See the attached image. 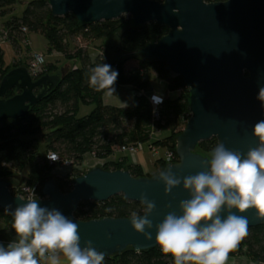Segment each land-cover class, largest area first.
Instances as JSON below:
<instances>
[{"label": "water", "instance_id": "1", "mask_svg": "<svg viewBox=\"0 0 264 264\" xmlns=\"http://www.w3.org/2000/svg\"><path fill=\"white\" fill-rule=\"evenodd\" d=\"M54 16L72 13L81 24L130 17L138 27L148 22L164 26L165 34L143 43L138 55L146 61L164 63V69L181 77L187 89L189 117L175 138L177 162L171 170L181 179L207 171L211 152L197 149L200 142L215 139L216 144L246 153L258 145L252 136L253 126L264 120V104L257 99L264 86V0H47ZM60 73H44L33 79L26 66L9 69L0 80V120L19 118L59 84ZM12 96H8L9 91ZM160 171V172H161ZM159 172V173H160ZM159 173L133 178L124 170L106 171L93 167L72 181L68 193H62L57 180L49 176L41 188L42 199L36 202L49 210H58L78 224L80 246H92L105 257L124 251L143 252L157 247L156 225L169 212L180 214L178 205L187 199L182 184L169 193L159 180ZM22 180L19 176L0 179V209L12 212L26 199L10 192ZM122 195L144 207L152 221V239L136 232L125 218H75L83 202H105ZM141 195L155 203L148 213ZM232 212H236L232 209ZM227 213L222 212V217ZM244 215L249 228L264 226V218L254 209Z\"/></svg>", "mask_w": 264, "mask_h": 264}, {"label": "trees", "instance_id": "2", "mask_svg": "<svg viewBox=\"0 0 264 264\" xmlns=\"http://www.w3.org/2000/svg\"><path fill=\"white\" fill-rule=\"evenodd\" d=\"M24 2L21 16L9 17L0 27V30L6 32V40L12 43L16 53H20L23 51L22 42L28 33H40L46 39L47 54L60 55L64 62L55 58L46 61L43 66V73L61 75L54 90L31 107L23 117L0 120V179L13 177L15 173L28 167L24 186L33 190L38 200L43 198L41 188L44 179L57 168L46 161L49 152L57 154L60 159L72 165L68 175L56 176L62 193H68L73 179L83 175L84 171H80L78 166L88 154L106 160L114 158V154L122 146L147 143L153 149L161 148L170 152L176 163L175 138L189 117L187 89L181 77L164 69V63L146 61L137 53L143 43L155 41L167 29L155 22L134 27L130 17L126 15L114 20L81 24L72 13L52 15L47 0H0V17L8 15L16 4ZM22 28L27 31H22ZM113 36H117L116 52L134 59L135 66L125 70L126 58L108 62L106 51L112 47L109 45V50H106L107 42L98 45L93 52L87 46H78L77 43L78 39L90 43L96 39H111ZM71 41L75 43L74 48L70 47ZM96 51H101V54L94 57ZM74 59L80 61V66H75ZM99 63L108 64L111 70L118 72L116 85L131 87L133 99L126 107L103 104V92L89 86L90 69ZM21 64L23 63L16 61L13 67ZM11 68L5 65L4 51L0 45V80ZM155 80L163 82L166 90L175 92L176 95L168 97V92H163V102L153 111L146 93L152 89L151 82ZM13 94L12 90L8 92V96ZM81 104L94 106L88 113L78 116ZM153 112L157 113V119H153ZM156 131H164L166 134L164 138L149 144L152 133ZM216 146L215 139L211 138L200 142L197 149L209 153ZM154 165L157 173L164 167L161 158L156 159ZM124 169L133 178L149 176L136 163L130 161L126 164L123 158L103 164V170L106 171ZM10 192L16 195V188L12 186ZM133 212L144 214L145 210L141 204L116 195L105 202L81 203L74 217L84 220L97 217L121 219ZM11 213L0 209V223L4 226L0 229V244L4 247L16 239L11 227ZM242 253L251 264H264L263 225L249 228L248 236L229 253V258ZM102 264H174V259L171 255L163 254L157 246L143 252L129 250L105 257Z\"/></svg>", "mask_w": 264, "mask_h": 264}, {"label": "clouds", "instance_id": "3", "mask_svg": "<svg viewBox=\"0 0 264 264\" xmlns=\"http://www.w3.org/2000/svg\"><path fill=\"white\" fill-rule=\"evenodd\" d=\"M117 77L110 65L99 63L90 69L88 83L106 97H113ZM151 99L154 104L163 102L159 95ZM257 99L264 104V86ZM252 136L259 143L246 153L219 143L211 152L207 171L182 179L170 169L159 173L165 193L182 184L189 197L180 201L179 215L169 212L156 225L155 243L163 254L173 257L174 264H227L229 253L248 236V218L236 213L254 209L264 218V120L253 126ZM141 200L148 213L155 208L145 196L141 195ZM26 201L11 213L16 239L7 247L0 246V264H40V260L46 264H102L105 253L94 248L92 241H85L81 248L77 223L58 210L39 206L37 198ZM222 212L227 214L222 217ZM146 217L133 212L130 224L150 240L152 234L145 230L153 225Z\"/></svg>", "mask_w": 264, "mask_h": 264}, {"label": "rangeland", "instance_id": "4", "mask_svg": "<svg viewBox=\"0 0 264 264\" xmlns=\"http://www.w3.org/2000/svg\"><path fill=\"white\" fill-rule=\"evenodd\" d=\"M24 7H25V2L24 3H18L14 6L13 10L8 15H6L4 17H0V27L2 26L3 22L5 20H7L9 17L21 16ZM27 38L30 41L29 42L30 47H28V46L23 47L25 54H21V56H20V58L23 57L21 59V61L24 62V64H28L29 58H30V53H41V54L45 55V58L49 57V55L47 54L46 39L42 34L37 33V32H30L27 35ZM94 43L95 44L91 47L92 49H90L91 51L92 50L94 51V48H97V46L100 45L99 42H94ZM109 45H110V47H112V49H110V50L107 48ZM105 47L107 48L106 50H109V51H106L107 52L106 53V59L108 62L120 61V60H123L126 58L125 62H124V69L125 70L136 65V61L134 59H129V58H127L126 54H118L116 52L117 36H113L110 39V41L107 42V45ZM14 61L16 62L17 58H14V60L12 62L15 63ZM61 62L63 63L64 60L62 59ZM151 88L157 93L158 92L163 93V92L167 91L164 83H159L156 81L151 82ZM116 92H117V95H119L120 98L125 102H128V101L131 102L133 99V92H132L131 88L121 87ZM167 92H168L167 93L168 97H174L175 96L174 92H172V91H167ZM93 106H94L93 104H91V105L81 104L79 107L78 116L88 113L93 108ZM165 134L166 133L164 131H156V132L152 133L149 144L155 140H160V139L164 138ZM141 152H142V154H144L146 156V160L149 163L147 168H146V170H149V171L153 170L155 159L156 158L158 159V157H160V156L162 157L164 154V151L161 148H155L153 150H149L147 143L140 144L139 148L137 150H135L134 153L139 154ZM128 159H129V161H131L133 159V156L128 154ZM85 161L88 164L89 169H91L93 167H97V166H95L96 162L94 160H92L91 157L86 156ZM89 166H91V167H89ZM56 169L59 170V173L64 174L66 176L71 172L72 167L67 168V167L58 166ZM56 169H54L50 173V175H49L50 178L57 179L56 176L58 173H56L57 172ZM28 170H29L28 167H25L24 169H22V171L20 173L17 172L13 176V177L19 176V178L22 180L20 183H18L17 185L14 186L16 189L24 186L26 178H24L22 175L27 174ZM20 174H22V175H20ZM15 196H19V195L16 193ZM3 227H4L3 224L0 223V229H2ZM230 263H232V264H251V262H249V260H247L244 257L243 253L238 255L237 257L228 258L227 264H230Z\"/></svg>", "mask_w": 264, "mask_h": 264}, {"label": "built area", "instance_id": "5", "mask_svg": "<svg viewBox=\"0 0 264 264\" xmlns=\"http://www.w3.org/2000/svg\"><path fill=\"white\" fill-rule=\"evenodd\" d=\"M22 31L26 32V28H22ZM6 41V32L3 31V30H0V42H4ZM23 44V47H26L28 46L29 47V40L28 38L24 39V41L22 42ZM55 54V53H54ZM101 54V51H96V53L94 54V57H96L97 55H100ZM57 55V54H56ZM46 62V58H45V55L41 54V53H30V58H29V62L28 64H26V67L31 75V77L33 79H36L38 77H40L41 75H43V66ZM153 95H159V96H162V93H157L155 92L153 89H151L150 91H148L146 93V96L150 102V104L152 105L153 107V111H156L157 107L159 106V104H154L152 102V99L151 97ZM153 119H157V113L156 112H153ZM140 145H136V146H130V145H127V146H122L119 148V150H117V152H121V153H126V154H130L133 156V153L135 152V150H137L139 148ZM148 149L149 150H153L152 147L148 146ZM86 156H89L92 158V160H94L96 162V165L97 167H101L103 169V164L110 161H114V158L113 157H109L107 158L106 160H102V159H98L94 156V154H88ZM85 156V157H86ZM85 157L83 159V161L81 162V164L78 166V169L80 171H84L87 172L89 170L88 168V164L86 163L85 161ZM50 158H58L56 160H52ZM162 161H163V164L164 166L165 165H168V164H173L175 163L173 161V156L170 152H167V151H164V154L163 156L161 157ZM46 161L48 162L49 165H53V166H61V167H67V168H71L72 165L70 162L66 161V160H62L58 157L57 154L53 153V152H49L47 153L46 155ZM132 163H135L134 162V158L131 160ZM91 167V166H89ZM87 169V170H86ZM86 170V171H85ZM56 173H58L57 175H60V176H64V174H61L59 173V170L56 169ZM83 173V174H84ZM17 191V194L22 198V199H31V198H35V194H34V191L31 190L30 188L26 187V186H22L21 188H18L16 189Z\"/></svg>", "mask_w": 264, "mask_h": 264}, {"label": "crops", "instance_id": "6", "mask_svg": "<svg viewBox=\"0 0 264 264\" xmlns=\"http://www.w3.org/2000/svg\"><path fill=\"white\" fill-rule=\"evenodd\" d=\"M29 34V33H28ZM112 38V37H111ZM110 39H107V40H103V39H96V40H93L92 42H82L80 39H78L77 40V43H78V46H87L88 47V49H92L91 47L95 44L94 42H99V44H102L103 42H108ZM30 42V41H29ZM1 47H2V49H3V51H4V62H5V65H9V66H11V67H13V60H14V58H17V61H19L20 63H23V64H21V65H24V62H22L21 61V59L23 58V57H21L20 58V56H21V54H25V52H24V49H23V51L22 52H20V53H16V51H15V49H14V47H13V45H12V43L10 42V41H8V40H6V41H4V42H2L1 44ZM30 47V46H29ZM70 47L71 48H74L75 47V43L74 42H70ZM91 51V50H90ZM91 52H93V50L91 51ZM55 58H60V59H62V56H60V55H56V54H49V57L48 58H46V61L47 62H49V61H52V60H54ZM73 63L75 64V66H80V61L79 60H73ZM26 65V64H25ZM156 82H159V83H163V82H161V81H159V80H155ZM114 87H115V93H114V95L116 96V97H118V99L115 97V96H113V97H106L105 95H104V93H103V96H102V102H103V104H105V105H110V106H115V107H122L121 106V104H120V102L121 103H125L126 105L129 103V101L128 102H125V101H123L121 98H120V96L119 95H117V90L118 89H120L121 87H124V88H131L130 86H128V85H116V84H114ZM174 94L176 95V93L174 92ZM120 101V102H119ZM89 105H91V104H89ZM135 157V160H134V162L142 169V171H143V173L145 174V175H154V174H156L157 173V167L154 165L153 166V170L152 171H149V170H146V168H147V166H148V162H147V160H146V156L144 155V154H142V152L141 153H139V154H135V153H133V158ZM119 158H123V159H125V162H126V164H128L130 161H129V159H128V154H126V153H121V152H116L115 154H114V159H119ZM143 159V164H141L140 163V159ZM159 158H161V156L160 157H158V159ZM157 159V158H156ZM155 159V160H156ZM20 175H22V174H20ZM24 178H26V174H24V175H22ZM0 246H2V244H0ZM63 259V258H62ZM228 262V261H227ZM42 264H46V261L45 260H42ZM230 264H232V263H230Z\"/></svg>", "mask_w": 264, "mask_h": 264}]
</instances>
